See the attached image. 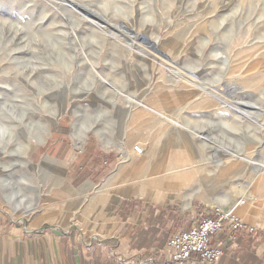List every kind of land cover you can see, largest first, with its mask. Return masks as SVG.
Listing matches in <instances>:
<instances>
[{
  "label": "rangeland",
  "instance_id": "obj_1",
  "mask_svg": "<svg viewBox=\"0 0 264 264\" xmlns=\"http://www.w3.org/2000/svg\"><path fill=\"white\" fill-rule=\"evenodd\" d=\"M170 136L229 187L260 157L264 0H0V238L43 212L80 211L82 188L65 174L96 151L116 161L124 147L151 170L158 156L140 146ZM174 169L135 190L170 193ZM17 244L13 264H25Z\"/></svg>",
  "mask_w": 264,
  "mask_h": 264
},
{
  "label": "crops",
  "instance_id": "obj_2",
  "mask_svg": "<svg viewBox=\"0 0 264 264\" xmlns=\"http://www.w3.org/2000/svg\"><path fill=\"white\" fill-rule=\"evenodd\" d=\"M96 152L91 157L96 161L93 165L81 170L79 164L65 174L75 188H82L80 211L76 210L73 216L47 211L36 215L27 226L15 230L12 227L8 238H0V264H8L9 260L13 264L14 242L16 246L21 244L25 264H167V242L174 235L197 227L203 218H214L218 210L234 213L244 228L226 226L212 237V247L224 252L215 264H264V143L250 171H244L242 166L235 169L234 187L228 186V175L209 176L206 163L202 169L194 167L191 154L186 160L167 162V167H176L171 173L185 171L194 176L193 186L181 190L186 199L176 198L178 194L172 190L177 189L165 186L171 192H163L155 185H144L146 182L139 184V192L136 191L135 183L143 181L141 176L152 170L140 169L143 158L122 162L123 154L121 160L115 161L111 154ZM103 158L107 161L102 162ZM203 175L211 181L207 178L203 183ZM196 184L206 188L195 187ZM152 188L154 195L150 193ZM221 189L224 192H217ZM201 190L200 199L195 195ZM168 196L172 202L159 200ZM189 264L202 262L193 255Z\"/></svg>",
  "mask_w": 264,
  "mask_h": 264
},
{
  "label": "built area",
  "instance_id": "obj_3",
  "mask_svg": "<svg viewBox=\"0 0 264 264\" xmlns=\"http://www.w3.org/2000/svg\"><path fill=\"white\" fill-rule=\"evenodd\" d=\"M244 228L241 220L231 211L218 210L214 218H203L197 227L174 235L166 244L170 251L167 264H189L193 255L202 264H215L224 252L211 245V239L223 232L225 227Z\"/></svg>",
  "mask_w": 264,
  "mask_h": 264
},
{
  "label": "bare ground",
  "instance_id": "obj_4",
  "mask_svg": "<svg viewBox=\"0 0 264 264\" xmlns=\"http://www.w3.org/2000/svg\"><path fill=\"white\" fill-rule=\"evenodd\" d=\"M160 121H170V122H174L175 121L172 120V118L169 115L166 114H161V120ZM177 124V123H176ZM173 125V124H172ZM130 134V133H129ZM128 134V135H129ZM174 135V134H173ZM126 136V135H125ZM162 140V137H160ZM173 138V137H172ZM171 136L169 138H167L164 143L165 145H163L162 147H159L157 149H150L147 144H142L140 146V152L146 155H150V154H156L158 156V160L155 163V167L151 170L150 174L152 176H159L163 174L164 170H165V166H166V158L164 157V154L167 153L166 157L167 159H169L171 162H179V161H183L186 160L187 156L191 154V150L189 148L186 147V149L184 151H173L171 149V144H173V140H172ZM159 139V137H158ZM177 143V141H175ZM183 142V141H182ZM187 142V141H186ZM184 144V143H183ZM186 146V144H185ZM122 153H123V159L122 162H128L130 160L129 157L132 156L131 153L127 152V150L122 147L121 148ZM138 150V149H137ZM177 150V149H176ZM136 156V155H135ZM191 159V158H190ZM132 161V159H131ZM174 175V174H173ZM169 177V176H168ZM158 178V177H157ZM194 176L183 171L181 174H177L171 178H169L167 181L164 182V186H166L167 188H172V189H182V188H187L190 183L194 180ZM205 179V178H204ZM203 179V180H204ZM156 180V179H155ZM202 180V181H203ZM147 181V180H145ZM158 181V180H156ZM162 183V182H161ZM150 185V184H149ZM192 185V184H191ZM157 186V185H156ZM155 187V186H154ZM155 189L152 188L150 189V193L152 195H154ZM164 199L163 202H172L171 200H166L165 198L160 197L159 200ZM206 200V199H205ZM211 200V199H210ZM212 202V201H211ZM215 206V205H214Z\"/></svg>",
  "mask_w": 264,
  "mask_h": 264
}]
</instances>
